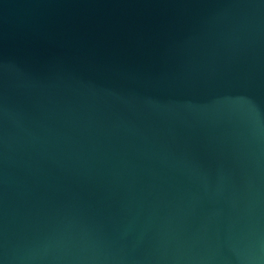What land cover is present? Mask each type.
I'll use <instances>...</instances> for the list:
<instances>
[{
  "label": "water",
  "instance_id": "water-1",
  "mask_svg": "<svg viewBox=\"0 0 264 264\" xmlns=\"http://www.w3.org/2000/svg\"><path fill=\"white\" fill-rule=\"evenodd\" d=\"M0 264H264V0H0Z\"/></svg>",
  "mask_w": 264,
  "mask_h": 264
}]
</instances>
